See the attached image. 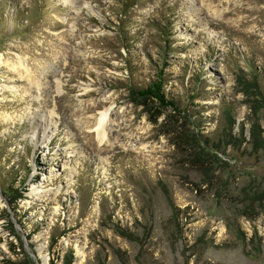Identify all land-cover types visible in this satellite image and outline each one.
Masks as SVG:
<instances>
[{"label":"rangeland","instance_id":"rangeland-1","mask_svg":"<svg viewBox=\"0 0 264 264\" xmlns=\"http://www.w3.org/2000/svg\"><path fill=\"white\" fill-rule=\"evenodd\" d=\"M0 57V264H264V0H0Z\"/></svg>","mask_w":264,"mask_h":264},{"label":"trees","instance_id":"trees-1","mask_svg":"<svg viewBox=\"0 0 264 264\" xmlns=\"http://www.w3.org/2000/svg\"><path fill=\"white\" fill-rule=\"evenodd\" d=\"M163 84H164V79L161 80L159 79L156 82H153L150 86L146 87L145 89H142L140 91H137L138 95L141 96H147V97H152L157 99L161 104L165 106H171L175 111L180 112V106L178 105L177 101L174 99H169L167 98L165 94V90L163 89ZM255 86L257 85L256 82H254ZM256 136L254 135V138L256 137L258 140H260L261 146L264 147V137L262 135V130L256 129ZM225 136L227 135L226 133L224 134ZM192 140L190 141V144L192 147L196 148L198 151L194 152V157H195V162H205L203 159L204 156V151L203 149L207 146H209L207 139L203 138L202 135L197 134L194 132V134L191 135ZM227 136H229L228 142L229 143H235L237 141V138L233 133H229ZM189 139V138H188ZM244 140V139H243ZM216 147V146H214ZM218 148V147H216ZM214 156V155H213ZM245 194L248 197H253L256 196L257 194L249 195L248 191L246 190ZM21 197V196H20ZM253 199V198H252ZM256 199V198H254Z\"/></svg>","mask_w":264,"mask_h":264},{"label":"bare ground","instance_id":"bare-ground-1","mask_svg":"<svg viewBox=\"0 0 264 264\" xmlns=\"http://www.w3.org/2000/svg\"><path fill=\"white\" fill-rule=\"evenodd\" d=\"M0 60H1V57H0ZM14 68H16V67H14ZM111 121H112V112L110 111L109 108H106L105 110L100 112V116L98 117L97 124L95 126V131H96L98 139L100 141H102V142L105 140V138H106V136L108 134V131L110 130L108 127H111L110 126L111 125ZM37 131H38V129H36V132ZM43 131L45 133V136H48L49 128H48L47 125L45 127H43Z\"/></svg>","mask_w":264,"mask_h":264}]
</instances>
